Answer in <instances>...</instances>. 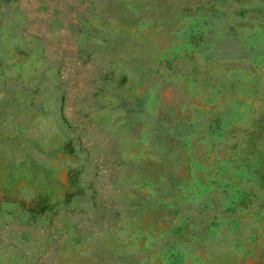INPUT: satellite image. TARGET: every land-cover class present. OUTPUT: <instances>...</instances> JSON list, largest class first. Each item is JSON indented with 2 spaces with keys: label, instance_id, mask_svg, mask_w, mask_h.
<instances>
[{
  "label": "rangeland",
  "instance_id": "obj_1",
  "mask_svg": "<svg viewBox=\"0 0 264 264\" xmlns=\"http://www.w3.org/2000/svg\"><path fill=\"white\" fill-rule=\"evenodd\" d=\"M0 264H264V0H0Z\"/></svg>",
  "mask_w": 264,
  "mask_h": 264
}]
</instances>
